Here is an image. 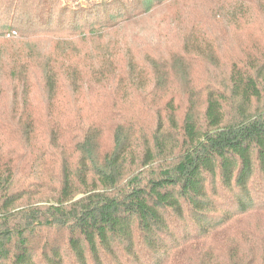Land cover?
Here are the masks:
<instances>
[{
  "label": "trees",
  "instance_id": "1",
  "mask_svg": "<svg viewBox=\"0 0 264 264\" xmlns=\"http://www.w3.org/2000/svg\"><path fill=\"white\" fill-rule=\"evenodd\" d=\"M165 1L0 0V264H264V44L222 81L190 79L194 64L221 61L214 41L250 10L264 16V0L211 1L230 22L216 35L198 34L208 22L197 13L179 51H130L125 68L110 60L111 89L91 95L84 86L107 79L106 61L84 62L89 50L65 39ZM244 24L263 36L264 24ZM41 36L63 40L38 56L34 80ZM143 71L153 84L137 97L127 87L142 88Z\"/></svg>",
  "mask_w": 264,
  "mask_h": 264
},
{
  "label": "rangeland",
  "instance_id": "2",
  "mask_svg": "<svg viewBox=\"0 0 264 264\" xmlns=\"http://www.w3.org/2000/svg\"><path fill=\"white\" fill-rule=\"evenodd\" d=\"M66 3L71 5H86L90 0H64ZM92 3H96L101 0H91ZM112 1V0H105ZM122 3H126L130 0H120ZM211 1L215 0H167L164 3L156 6L150 13L142 14V15H131L128 20H124V22L117 21L118 23L111 29H107L106 27L100 28L99 32L96 35L86 33L77 34V35H65V39L68 40V43L74 44L77 49L80 50H89V57H85V61L90 60L88 63L92 62L94 65L97 63L93 62L98 60L106 61V67L104 70L105 79L97 78L88 81L85 84V90L88 91L89 95L99 93L98 88L111 89L112 81L108 82L111 78H113V73L107 69L108 63L110 60L117 64L118 68H125L126 64L130 62L132 58L130 51L133 54H146L152 48H157V50L164 54V56H170L174 52L180 50L183 46L182 40L184 39V26L186 23V19H192L194 16L199 13L201 14V18L205 19L208 23H215L211 28V32L202 31L206 29V24H198V29L200 31L198 34H206V38L212 37V35H216L215 33L218 28L223 27L225 24H229L230 22H226L225 19L220 20L217 15V8L219 7V3L215 6H209ZM78 2H80L78 4ZM230 5H227L226 8L228 10ZM214 7V9H211ZM1 15V13H0ZM198 15V16H199ZM3 17H7V15H2ZM220 18L223 16L220 13ZM243 21L247 24H264V16H262L258 9L250 10L246 18ZM196 23L195 21L190 22ZM241 22L242 29L236 30V28H230L228 31H224L226 33V42L219 45L218 40L214 41L215 46H217L218 50L221 52L219 55L218 64L212 67H206L204 65V61L198 62L194 64L190 71L193 73V77L190 79L195 82L198 87H203L205 85H210L211 82L216 83V79L224 80L227 77L228 71L232 66L233 61L236 59L242 60L247 59L248 54H252V56L256 55V50L250 51L247 50L248 47H251L253 44L263 45L264 44V32H262L263 36L257 35L254 36L250 33L252 28H249ZM94 25V24H93ZM99 26V24H98ZM99 35V37H97ZM62 40L58 37L53 36H41L37 39L36 45L34 46V59L31 64V71L33 70L35 73L34 80L41 78V69L39 68L37 61L38 56L43 52L47 54H52L56 52L57 47L62 44ZM214 48V46H212ZM225 49H230L229 51H224ZM46 54V55H47ZM222 55V57H221ZM139 64L142 63L137 59ZM88 63L84 64L87 65ZM112 63V64H113ZM239 63V64H240ZM241 64H244L243 62ZM82 65V66H84ZM114 65V64H113ZM219 65V66H218ZM94 70L96 67L91 65ZM92 72V71H90ZM88 72V73H90ZM143 76L146 78V81L142 82L141 87H127L131 92L138 93L137 97L147 95L151 91H148L152 88L153 82L147 75V71H143ZM88 75V74H87ZM92 76H95L92 73ZM179 80V78L177 79ZM145 87V89L143 88ZM33 93H35L37 100L35 102L38 103L40 109H43L44 103L41 100V96L36 94V88L33 87ZM175 95L178 98H184L183 88L178 86L174 89ZM162 94V93H161ZM159 93L157 95V102L155 107H159L163 101L162 96ZM180 96V97H179ZM11 99V92H7L3 95L1 101L9 102ZM74 101L70 102L71 106L67 109L69 110L66 114L74 113ZM150 103V101H149ZM64 116V114L62 115ZM157 123V114L156 112H152L148 115L145 126H154ZM143 126V128L145 127Z\"/></svg>",
  "mask_w": 264,
  "mask_h": 264
}]
</instances>
